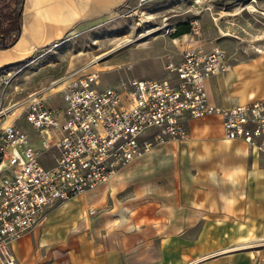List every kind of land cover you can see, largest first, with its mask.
Masks as SVG:
<instances>
[{
  "label": "crops",
  "instance_id": "crops-1",
  "mask_svg": "<svg viewBox=\"0 0 264 264\" xmlns=\"http://www.w3.org/2000/svg\"><path fill=\"white\" fill-rule=\"evenodd\" d=\"M126 1L22 0L18 35L0 48V70ZM189 45L208 50L216 42L190 41L169 54L173 64ZM219 45L230 68L205 81L209 102L229 108L264 98V45ZM53 103L62 107L60 94ZM20 115L0 119V128L14 122L40 147ZM186 127L185 138L155 145L110 180L47 208L12 242L18 264H254L264 240V153L227 138L217 115L189 118ZM52 156L45 152L41 163L52 165Z\"/></svg>",
  "mask_w": 264,
  "mask_h": 264
},
{
  "label": "built area",
  "instance_id": "built-area-1",
  "mask_svg": "<svg viewBox=\"0 0 264 264\" xmlns=\"http://www.w3.org/2000/svg\"><path fill=\"white\" fill-rule=\"evenodd\" d=\"M152 1L127 0L125 9ZM165 68L172 76L132 77L119 86L100 87L95 71L73 76L58 89L61 108L48 96L30 95L23 117L40 147L16 123L1 126L0 264H18L12 242L47 208L110 180L155 145L185 138L189 118L217 115L227 138L264 153V98L229 108L208 100L205 81L230 68L225 50L189 45L177 64L167 61ZM49 151L53 164L44 166Z\"/></svg>",
  "mask_w": 264,
  "mask_h": 264
},
{
  "label": "rangeland",
  "instance_id": "rangeland-1",
  "mask_svg": "<svg viewBox=\"0 0 264 264\" xmlns=\"http://www.w3.org/2000/svg\"><path fill=\"white\" fill-rule=\"evenodd\" d=\"M15 6V0H0V31L8 27V16L16 15ZM133 7L80 24L55 45L2 68L0 119L20 110L23 116L24 101L32 94L49 96L53 106L66 80L89 71L98 73L100 87L119 86L132 77H170L169 54L190 41L224 42L232 51L238 43L264 45V0H154L144 9ZM180 23L189 31L173 36ZM254 249V264H264V240Z\"/></svg>",
  "mask_w": 264,
  "mask_h": 264
},
{
  "label": "trees",
  "instance_id": "trees-1",
  "mask_svg": "<svg viewBox=\"0 0 264 264\" xmlns=\"http://www.w3.org/2000/svg\"><path fill=\"white\" fill-rule=\"evenodd\" d=\"M16 2V15L14 17H9L10 20L8 27L3 28L0 31V48H5L10 46L17 38L20 24V13H21V3L22 0H15ZM189 31V28L185 23H180L173 32V36H178Z\"/></svg>",
  "mask_w": 264,
  "mask_h": 264
},
{
  "label": "bare ground",
  "instance_id": "bare-ground-1",
  "mask_svg": "<svg viewBox=\"0 0 264 264\" xmlns=\"http://www.w3.org/2000/svg\"><path fill=\"white\" fill-rule=\"evenodd\" d=\"M250 8H251V10L252 11H259L257 8H256V6L254 5V4H251L250 5ZM260 12H262V13H264V11H260ZM130 39H128V41H129ZM126 42V41H125Z\"/></svg>",
  "mask_w": 264,
  "mask_h": 264
}]
</instances>
